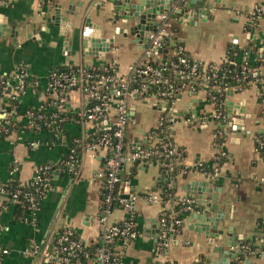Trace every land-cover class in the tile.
Segmentation results:
<instances>
[{
    "label": "crops",
    "instance_id": "1",
    "mask_svg": "<svg viewBox=\"0 0 264 264\" xmlns=\"http://www.w3.org/2000/svg\"><path fill=\"white\" fill-rule=\"evenodd\" d=\"M79 1H83V5L78 6L76 16L65 14V9L77 7ZM99 1L102 2L99 8L95 5L89 7L90 22L96 24L102 36L111 40L109 49L98 53L87 52L74 37L80 24L79 15L89 0L0 2V20L6 24L5 30H0V73L23 66L28 74L39 78L37 89L28 88L22 96V109L39 107L51 96L46 91V74L54 66L88 67L113 61L117 70L125 73L131 63L140 59L141 43L129 34L128 22L116 19L112 11L113 1ZM205 4V15L195 18L192 23L183 15L172 17L176 6L171 4L165 18L171 34L170 42H180L192 58L204 62L226 60L229 44L238 47L236 62L248 57L255 59L261 54L264 48V16L257 20L250 32L245 28L254 5H264V0H205ZM56 11L67 15L68 21L72 22L71 28L63 29L65 32L53 20L42 19V16ZM11 25L17 32L13 36L10 35ZM67 37L72 38L70 45L66 44ZM259 71L264 77V68ZM260 98L261 88L255 81L239 89L233 85L227 87L225 100L234 103L232 116L244 115L237 119L244 128L243 134L231 128L226 105L223 119L216 123L214 104L207 98L204 88L198 93L184 91L170 103L151 95L130 98L132 111L126 132L128 143L134 138L145 143L143 133L170 108L193 118L190 123L176 124L172 135L175 144L184 148V155L175 167L187 168L185 173L176 172L173 177L174 195L191 196L194 202L192 208L182 214L180 230L163 239L158 222L160 203L150 202L146 196L163 186L165 180L161 182V179L165 174L156 160L138 164L135 169L132 168L133 163L127 161L122 170L126 173L131 171V188L139 195L136 210L132 215L128 210L116 207L108 216V222H115L132 215L137 229L134 236L118 239L113 245L122 264H191L199 256H204L207 263L220 264L223 252L217 251L215 245L223 244L227 249L226 242L233 232L237 237L233 248L238 249L242 244L249 247L245 248L249 251L243 258V264H264V151L261 153L255 149L257 133L264 128ZM84 100L80 90L72 89L66 105L75 108ZM18 118L22 119V115ZM217 128L223 139L218 137L219 134L215 135ZM89 129L88 124L68 122L60 131L23 128L0 135V179L15 176L29 183L34 167L44 162L58 170L41 199L35 223L29 221V211L25 213L28 218L18 217L13 204H0V246L5 249L0 264H52L33 249L42 248L63 226L71 228L87 241L98 237L102 228L98 219L102 180L95 177V172L103 167L104 151L90 156L79 150L74 172L60 167L61 158L73 146L83 144L85 132ZM218 149L224 150L227 158L218 165L217 175L210 178L195 165L202 161L210 167L216 166L213 159ZM198 179L209 180V186L217 188L212 193H216L218 208L224 212L217 222V228L223 229V236L216 237L214 242L196 230V220L191 215L198 205L204 203L197 190L186 189L185 185ZM156 185L160 187L154 189ZM203 197H211V193L203 192Z\"/></svg>",
    "mask_w": 264,
    "mask_h": 264
},
{
    "label": "built area",
    "instance_id": "2",
    "mask_svg": "<svg viewBox=\"0 0 264 264\" xmlns=\"http://www.w3.org/2000/svg\"><path fill=\"white\" fill-rule=\"evenodd\" d=\"M166 16V13H158V19L156 18L158 23L149 30L147 45L142 47L140 59L131 63L125 73H120L113 61L108 66L104 65L96 69L82 66L49 69L46 74V91L51 92L52 99L48 100L47 105H44V102L32 109L30 106L22 109L21 106V113L17 114L14 106H10L9 100L21 102L28 88L37 89L39 78L34 74H28L23 66H17L13 71L0 73V125L6 128L10 124V119L22 115V121L28 127L60 131L61 128L56 120L58 114L70 108L66 105L69 92L72 89H78L85 97L84 102L74 108V123L88 124L91 129L85 132V140L79 145L80 147L73 146L69 153L61 158L60 167L74 172L78 164L77 151L79 150L90 156H96L101 150L104 151L103 167L95 172V177L102 180V197L98 214L102 228L98 235L100 243L93 251L92 264H108L110 260L116 259L117 264H122L118 255L113 257V245L118 239L130 238L137 233L132 215L136 210L139 195L131 188V171L126 173L122 170L124 164L127 161L141 164L156 160L160 168L164 170L163 174L166 178L164 183L167 185L173 183L176 172L185 173L187 169L184 166L175 167L179 165L184 155V148L175 144L172 134L176 124L190 123L193 118L178 114L177 110L170 108L161 113L155 124L143 133L142 138L145 143L137 138L135 145H131L126 137L132 111L130 98L143 97L142 95L147 93L148 96L170 103L187 90L198 93L204 88L207 95L211 88H216L215 84L210 85L209 82L216 79V68L219 63L192 58L181 43L170 42L169 30L165 22ZM262 16H264V5L255 4L250 15V22L245 29L250 32L251 27H254ZM261 55L264 58V48ZM230 62L234 63V60ZM242 63L240 72L243 77H246L252 67L248 64V58ZM257 73L261 76L253 81L261 88L260 103L264 118V77L262 71ZM235 76L239 77L238 74ZM226 88L227 86L224 87ZM223 110L214 105L213 118L222 120ZM9 115L11 118L8 117ZM60 119L63 120L64 117L60 116ZM35 120L39 122L35 123ZM20 129L23 128L16 130ZM214 133L220 134L219 129L217 128ZM255 147L256 150L264 149V139L260 136H256ZM217 155L224 156L226 152L218 149L214 156L217 157ZM153 156H161L164 159L160 161L153 159ZM173 159H175L174 162ZM202 165V161L197 162L195 168L210 178L217 175L218 165L211 171L203 170ZM10 172H13V169ZM52 173V164L40 163L34 167L32 180L26 183L37 184L34 188L36 195L24 193L30 201L28 207L30 222H36V215L41 207L40 200L50 187ZM0 193H6L3 187H0ZM146 197L150 202L160 203L158 222L163 239H167L169 235L180 230L182 214L190 210L194 202L191 196L163 194L162 186L159 190L149 192ZM11 201H16L13 193ZM116 207L128 210L132 215L115 222H108V216ZM60 229L61 232L47 240L42 248L34 247L33 251H39L52 264H83L80 256L87 255L85 246L88 241L80 236H74V230L69 227L63 226ZM239 248L243 250L249 247L242 244ZM4 251V247L0 246V259ZM89 262L90 260L87 264Z\"/></svg>",
    "mask_w": 264,
    "mask_h": 264
},
{
    "label": "water",
    "instance_id": "3",
    "mask_svg": "<svg viewBox=\"0 0 264 264\" xmlns=\"http://www.w3.org/2000/svg\"><path fill=\"white\" fill-rule=\"evenodd\" d=\"M98 1V2H97ZM113 1L112 11L116 15V19L120 18L122 22H128L127 30L129 34L133 35L134 40L136 42L141 43V48L147 45L149 30L154 27L158 20L156 19V14L158 13H166L170 10V6H176V12H172V17H178L183 15L187 17L190 23L193 22L195 18L203 17L206 12L207 4H205V0H111ZM102 2L99 0H89V4H87L84 10L80 13L79 19L80 24L76 29V33L74 35L75 38L80 42V44L87 49L86 51L89 53H98L99 51H105L109 49V41L110 38L106 36H102L100 30H98L95 23L90 22V13L89 7L95 5L96 8L101 6ZM83 1H79L77 3V7H68L65 9V14H70L76 16L78 14V6H82ZM178 7V8H177ZM62 14L60 11L55 12L53 14H49V16H42L43 20L50 21L53 20L59 26L60 30H63L65 27H72V22L68 21V16ZM45 23V22H44ZM6 28V24L0 20V30L4 31ZM120 29V28H119ZM64 31V30H63ZM65 32V31H64ZM16 30L13 25H11L10 35L13 36L16 34ZM171 37V34H169ZM67 45H70L72 38H66ZM257 73V72H255ZM224 105L226 108V116L231 118L230 126L231 128L239 132L240 134L244 133V128L237 120L244 115L239 114L237 116H232V107L234 103L231 100H225ZM224 111V110H223ZM241 111V110H240ZM181 114L182 112H178ZM137 138H134L130 144L135 145V141ZM145 165H147L145 163ZM54 167V166H53ZM53 173L50 174V177H54L58 172L57 169L53 168ZM164 173V170L161 169ZM165 176L162 177V180H165ZM174 183V178H173ZM209 180H192L190 183L185 185L186 189L189 190H197L198 196L202 199V203L204 205H198V209L191 213V215L195 218L197 225L196 230L203 232L205 237L209 239L210 242H214L216 237L222 238L223 229L217 228V222L221 217L224 216V212L221 208H218L216 203V193L212 191L217 190L214 186H209ZM160 187V185H156L154 189ZM203 192H210L211 197H203ZM159 228V227H158ZM231 232L233 230L229 228ZM236 234L233 232V236L228 238L226 244L229 246L227 249L224 248L223 244H216L215 249L217 251L223 252V258L219 262L220 264H227L228 258L237 253L236 244ZM214 264V262L208 263Z\"/></svg>",
    "mask_w": 264,
    "mask_h": 264
},
{
    "label": "trees",
    "instance_id": "4",
    "mask_svg": "<svg viewBox=\"0 0 264 264\" xmlns=\"http://www.w3.org/2000/svg\"><path fill=\"white\" fill-rule=\"evenodd\" d=\"M256 23H255V25H256ZM172 46H174V45H172ZM237 50H238V47H236L232 44L228 45V48L226 51V54H227L226 60L219 63V66L216 68V72H217L216 79L210 80V82H209L210 85L215 84L216 88H211L208 91L210 93L209 94L207 93V97L209 100L212 101V103L215 105V107H219V109H222V110L224 108L225 96H226V92H227V88L224 89V87L225 86L229 87V86L233 85V86H236V89L243 88V87L247 86L251 81H253L256 78L261 76V74H255L256 71H259L257 69L264 68V58H262L261 54L260 55L258 54L255 59L248 57V64H249V66L252 67V69L250 71H248L246 77H243L241 72H240L243 63L242 62H236L234 60L235 53L237 52ZM231 60H234L235 62L231 63L230 62ZM109 63L110 62L103 63L101 65L88 66V67L84 66V65H70V66L60 65V66H54L52 68L67 69L69 67L76 68L78 66H82V67H87L89 69H96V68H101L104 65L108 66ZM236 74H238L239 77L235 76ZM48 94H50L51 96L44 101L45 103L43 102L44 105H47L48 100L52 99L51 92H48ZM142 96L143 97L148 96V94L144 93ZM9 104H10V106H14L15 112L17 114L21 113V102L11 99V100H9ZM30 109H32V107H30ZM74 114H75L74 108H68L67 110L62 111L60 114H58L56 121L58 123L59 128H62L65 123H68V122L74 123ZM60 116H63L64 119L59 120ZM8 117L11 118L10 115ZM38 122H39V120H35V123H38ZM218 122H219V120H216V123H218ZM17 128H30V129L38 130V129H36L35 126H31V127L26 126V124L24 123V121H22V119L15 117L14 119H10V124L7 126V128L5 126L0 125V135L8 134L11 131L16 130ZM257 134H258V136H260L261 138L264 139V128L259 130ZM219 136H220V134L218 135V137ZM220 137H221V139H223V136H220ZM260 150H261V153L264 151V149H260ZM226 158H227V154L224 156L217 155V157H215L213 159V161L216 162L217 165H219ZM153 159H159L161 161L164 158L161 156H153ZM166 161H168L167 158H166ZM174 161H175V159H173V162ZM202 164H203L202 165L203 170H208V171L213 170V167H210L207 163L202 162ZM137 165H138V163L134 162L132 165V168L135 169V167ZM186 171H187V169H186ZM35 186H37V184L36 185L34 183L33 184H26L19 177H15V176H10V178H8L7 180L0 179V187H3L6 191L5 194L0 193V204H13L16 208V214L18 215V217L20 216V217L28 218L27 216H25V213H26V211H29L28 207L30 205V201H29V199H27V196L24 193L28 192L29 194H35L36 195L37 192L34 190ZM174 189H175L174 183H172L171 185H167L166 183H164L162 186V192H163V194L166 193V195L168 193H174ZM12 193L16 197L15 202L11 201ZM60 232H61V229L58 230L54 236H56ZM73 235L76 237L77 236L79 237V235L75 231L73 232ZM99 243H100V240L98 237L88 241L87 245L85 246V249L87 251V255L82 254L80 256L83 264H87L88 260H90L89 264H92L91 261L94 257L93 251H94V248ZM248 251L249 250H245V249L242 250V249L238 248L237 253L234 254L233 256L229 257L228 264H243V258L245 256V254L248 253ZM117 255L118 254H116L115 252L113 253V257H116ZM193 262L198 263V264H208L207 259L204 256H199ZM108 264H117V259L116 260H110V262Z\"/></svg>",
    "mask_w": 264,
    "mask_h": 264
}]
</instances>
